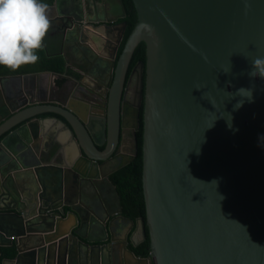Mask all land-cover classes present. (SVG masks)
Here are the masks:
<instances>
[{"label": "water", "instance_id": "95a60500", "mask_svg": "<svg viewBox=\"0 0 264 264\" xmlns=\"http://www.w3.org/2000/svg\"><path fill=\"white\" fill-rule=\"evenodd\" d=\"M86 1L54 0L49 10L64 34L97 48L101 72L109 65L102 117L87 102L31 96L28 79L41 73L0 76L2 264H129L128 256L137 264H264V78L249 75L264 58V0H132L138 20L119 57L128 27L123 0H100L98 20L86 18ZM141 43L146 64L128 77ZM14 78L24 90L7 89ZM253 87L251 102L235 95ZM134 88L135 132L145 100L146 218L125 217L119 203L109 221L90 203L92 190L99 162L115 154L128 127L122 102ZM40 137L53 143L27 166L20 153ZM54 169L57 182H46ZM148 238L150 256H137L132 248Z\"/></svg>", "mask_w": 264, "mask_h": 264}, {"label": "flooded vegetation", "instance_id": "af4514ba", "mask_svg": "<svg viewBox=\"0 0 264 264\" xmlns=\"http://www.w3.org/2000/svg\"><path fill=\"white\" fill-rule=\"evenodd\" d=\"M87 10L89 11L90 4L94 5L96 9V18L99 19L103 14V8L101 7L100 0H87ZM90 13V12H89ZM88 13V16L90 15ZM49 17L52 23V28H50L47 36L44 39V47L48 52H52L53 54L62 55L67 61V68L64 74L55 73L56 76L60 75V78L54 79L52 83H48L46 81L47 75L49 71L38 72L45 76H40L38 79H28L26 91L31 93L32 95H38L41 99L45 98L47 101L50 100H59L64 104L69 105H80L82 102H87L92 106V110L95 112L97 117H102V113L104 111V104L106 100L103 95L107 89H109V65L103 62L104 69L106 71L101 72L99 54L97 48H95L92 44L81 43L79 40L68 37L67 34H64L65 26L64 22L59 19H53V13L49 11ZM89 18V17H88ZM94 19V17H93ZM122 22V21H119ZM94 43V41H93ZM96 43V41H95ZM94 43V44H95ZM144 63L143 61H138L134 64V57L131 62L130 70L128 77L132 73L133 69L139 64ZM102 64V61H101ZM146 64V62L144 63ZM101 72V73H100ZM54 73V72H51ZM29 74H37V73H27V74H18V75H7V76H23ZM95 77H100L103 81L99 83L95 82ZM143 85L145 89L146 84V68L144 69V78ZM14 82L7 83V89H12L13 86L18 85L24 90V84L26 83L23 79L14 78ZM100 84V85H98ZM85 86H90L95 89L94 94H90L84 88ZM59 87L61 89H59ZM64 88V89H63ZM135 89V88H134ZM138 90L135 89V92L132 91L127 98V101L122 102V113L125 111V118L128 120L126 127L121 132L120 143L117 147V150L113 156L108 159L106 162H99V167L103 166V169L100 170L98 175V179L94 182H98L95 184V192L93 195L97 198H115L118 203V207L120 208V197L117 192L116 186L112 180L114 174L118 171L114 172L118 167H120L123 163H129L127 166L131 165L138 157V144H137V134L135 130L132 128V123L130 122L132 119L131 111L136 107L138 101ZM10 97V96H8ZM16 99V97H14ZM13 99V100H14ZM31 99V98H30ZM12 98L10 99L11 104H14ZM143 100L141 107V115H140V129H141V119L143 118L144 111V102ZM22 104V103H21ZM76 105V106H77ZM95 116V117H96ZM58 122L49 123L50 127H56ZM135 133V134H134ZM40 139V138H39ZM38 139V140H39ZM37 140V141H38ZM53 141H49L43 137V148H39L38 144L36 148L38 150L39 156L36 159H42L48 153L49 148L51 147ZM137 145V148H136ZM41 151H40V150ZM101 151H104V148H100ZM58 164V163H57ZM123 169V168H122ZM55 170V169H54ZM55 177L52 176L53 180H47L46 182H57V173L59 172L57 169L54 171ZM63 180L61 182H65L67 174L65 171H60ZM59 175V174H58ZM51 179V177H50ZM75 182H78V178L74 179ZM120 203V204H119Z\"/></svg>", "mask_w": 264, "mask_h": 264}, {"label": "clouds", "instance_id": "9594fccd", "mask_svg": "<svg viewBox=\"0 0 264 264\" xmlns=\"http://www.w3.org/2000/svg\"><path fill=\"white\" fill-rule=\"evenodd\" d=\"M49 11L48 4L40 0H0V65L16 71L38 62L36 53L44 48V39L52 28ZM252 64L250 77L264 78V58L258 57ZM253 91L254 87L240 88L235 95L251 102ZM244 102L240 100L235 108Z\"/></svg>", "mask_w": 264, "mask_h": 264}, {"label": "trees", "instance_id": "16d2710c", "mask_svg": "<svg viewBox=\"0 0 264 264\" xmlns=\"http://www.w3.org/2000/svg\"><path fill=\"white\" fill-rule=\"evenodd\" d=\"M41 3H46L48 6L54 4V0H40ZM124 6L127 12V18L124 20L127 22L128 27L125 33L123 43L120 47L118 57L122 53V50L128 40L131 32L133 31L137 20V12L135 10L132 0H123ZM39 60L35 64L22 65L20 69L12 71L5 66L0 65V76L18 75L27 73L38 72H54L64 74L67 68V61L60 54H53L48 52L45 47L42 50H38L36 53ZM138 61L146 62V45L141 43L134 54V64ZM138 144V157L129 166L124 167L116 174L113 175L112 180L116 186L117 192L120 197V203L122 212L125 217L137 220L139 218H146V205L143 193V118L141 119V129L137 134ZM133 252L137 256L149 257L150 256V243L149 238L146 242L140 245L138 248H132ZM8 257H13L14 251L8 250ZM6 256L0 257V264Z\"/></svg>", "mask_w": 264, "mask_h": 264}, {"label": "crops", "instance_id": "0c3cea01", "mask_svg": "<svg viewBox=\"0 0 264 264\" xmlns=\"http://www.w3.org/2000/svg\"><path fill=\"white\" fill-rule=\"evenodd\" d=\"M91 7H89V11L87 10V2H84V12H85V16L86 18L90 17V18H96V9L94 7V5H91ZM90 12V13H89ZM88 13L90 14L88 16ZM99 56L101 57L100 53L98 52ZM46 75V74H45ZM45 75H42V76H45ZM47 79L46 81L50 84L53 82L54 79H57V78H60L61 76L58 75V76H54V75H47ZM62 78V77H61ZM16 80L12 79L11 83L14 82ZM59 134L58 137V140L60 142L61 141V136L60 134L62 133V131H58L57 132ZM57 134V135H58ZM56 137V139H57ZM37 144H38V147L39 148H43L44 144H43V137H40V139L37 141V140H34V142L29 146V147H26L25 149H23L24 151H22L20 154H23L24 156V163L28 166V165H33L34 163L37 162V159L36 157L39 156V153H38V150L36 148L37 147ZM64 148V147H63ZM66 148V146H65ZM40 150V149H39ZM41 151V150H40ZM22 156V155H20ZM38 158V157H37ZM75 184V183H74ZM92 192L94 193L95 190L93 189ZM92 193V194H93ZM90 203L93 205V207L97 210V213L101 216V217H104V218H107L108 216H111L109 221H111L115 216H117V213L119 211V207H118V203H117V200L115 198H97V196L95 197L94 195L92 196V199L90 201ZM94 218V217H93ZM97 218V217H95ZM93 225H98L96 224V222H93ZM96 227V226H95ZM99 235H96L94 234L93 236V240H95L96 238H98ZM91 246H95L96 244L93 243V244H90ZM89 250V249H88ZM87 250V251H88ZM85 250V248H83L82 252L83 254H88ZM91 253V250L90 252ZM129 261L130 263L129 264H137L135 263V261L133 259H131L129 256Z\"/></svg>", "mask_w": 264, "mask_h": 264}]
</instances>
